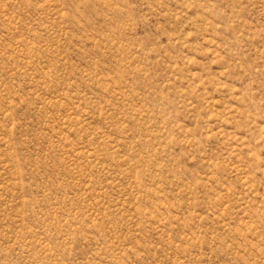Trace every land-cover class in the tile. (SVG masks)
<instances>
[{"label": "rangeland", "instance_id": "rangeland-1", "mask_svg": "<svg viewBox=\"0 0 264 264\" xmlns=\"http://www.w3.org/2000/svg\"><path fill=\"white\" fill-rule=\"evenodd\" d=\"M0 264H264V0H0Z\"/></svg>", "mask_w": 264, "mask_h": 264}]
</instances>
